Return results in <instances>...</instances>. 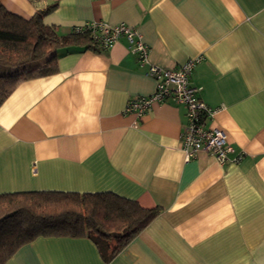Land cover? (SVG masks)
<instances>
[{
  "label": "crops",
  "instance_id": "obj_1",
  "mask_svg": "<svg viewBox=\"0 0 264 264\" xmlns=\"http://www.w3.org/2000/svg\"><path fill=\"white\" fill-rule=\"evenodd\" d=\"M44 18L60 35L103 22L136 29L146 62L125 37L105 51L57 50L56 72L18 82L0 106V193L111 191L161 212L105 262L87 237L40 236L5 264H264V0H1ZM191 75L240 162L186 157L184 104L150 96L151 65ZM232 157L234 154L231 155Z\"/></svg>",
  "mask_w": 264,
  "mask_h": 264
},
{
  "label": "trees",
  "instance_id": "obj_2",
  "mask_svg": "<svg viewBox=\"0 0 264 264\" xmlns=\"http://www.w3.org/2000/svg\"><path fill=\"white\" fill-rule=\"evenodd\" d=\"M55 6L23 17L0 0V106L21 80L56 72L58 49L108 48L91 29L60 35L55 25L44 21ZM160 212L159 206L144 207L111 191L0 193V264L40 236L90 238L108 262Z\"/></svg>",
  "mask_w": 264,
  "mask_h": 264
},
{
  "label": "built area",
  "instance_id": "obj_3",
  "mask_svg": "<svg viewBox=\"0 0 264 264\" xmlns=\"http://www.w3.org/2000/svg\"><path fill=\"white\" fill-rule=\"evenodd\" d=\"M75 29L77 31L91 29L105 47L125 37L131 51L138 55L139 61H147L148 45L140 39L136 29L124 23L111 26L103 22H94ZM201 58V56L189 58L174 69L151 65L147 73L158 79L155 92L150 96L130 99L126 110L142 115L155 103L172 100L184 104L187 108L188 120L182 134V146L186 157L189 159L198 151H206L215 156L220 163L240 162L244 156L243 152L235 151V148L227 142L222 130L208 128L205 124V118L212 114L213 109L201 100L200 88L191 82L193 70Z\"/></svg>",
  "mask_w": 264,
  "mask_h": 264
}]
</instances>
